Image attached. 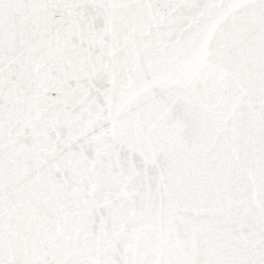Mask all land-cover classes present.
Here are the masks:
<instances>
[{"label": "snow or ice", "instance_id": "1", "mask_svg": "<svg viewBox=\"0 0 264 264\" xmlns=\"http://www.w3.org/2000/svg\"><path fill=\"white\" fill-rule=\"evenodd\" d=\"M0 264H264V0H0Z\"/></svg>", "mask_w": 264, "mask_h": 264}]
</instances>
